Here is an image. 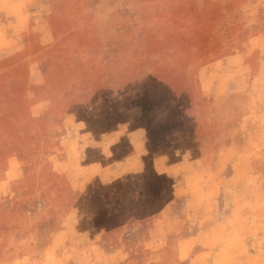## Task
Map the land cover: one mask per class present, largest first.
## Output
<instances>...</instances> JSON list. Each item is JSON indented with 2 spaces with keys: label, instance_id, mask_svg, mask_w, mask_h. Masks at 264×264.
<instances>
[{
  "label": "rangeland",
  "instance_id": "1",
  "mask_svg": "<svg viewBox=\"0 0 264 264\" xmlns=\"http://www.w3.org/2000/svg\"><path fill=\"white\" fill-rule=\"evenodd\" d=\"M5 1L0 264H264V0ZM78 123L142 129L143 169L116 175L124 137L72 156ZM233 221H251L245 242Z\"/></svg>",
  "mask_w": 264,
  "mask_h": 264
},
{
  "label": "crops",
  "instance_id": "2",
  "mask_svg": "<svg viewBox=\"0 0 264 264\" xmlns=\"http://www.w3.org/2000/svg\"><path fill=\"white\" fill-rule=\"evenodd\" d=\"M7 1H5L7 3L6 4L7 8H11V9L15 5L20 6V4H17V3H21V0H10L11 1L10 4ZM3 11H0V12L3 13ZM9 12H13V11L9 10ZM2 16H4V15H2ZM11 19H13V20H11ZM17 19L18 18H15L13 16H12V18H4L3 23L8 24V21H9V23L10 22H12V23L17 22V25H19V23H21V22H18L19 19L18 20ZM11 32L15 33L13 31H11ZM44 33L46 35L49 34L47 32V30L44 31ZM0 34H1V32H0ZM17 52L18 51H15V53H13V54H16ZM2 59H4V56L2 53H0V62ZM43 82H44L43 77H40V78L38 77L37 81H35V84H43ZM32 97H36V91L33 92ZM49 102H50V100H49L48 95L44 94L43 96H41L38 94V98L36 99L34 104L30 106L32 108V111H34V115L36 114V112H37V114H40V113L44 112L46 109H49V105H50ZM81 126L82 125H79V123H78L77 128H81ZM71 128L73 129L76 127H71ZM82 128H83V126H82ZM83 129L80 132V137H77V138L73 136V135H75V133H73V132H69L67 134L66 143L68 145L71 144L68 147L71 148V146H72V148H73L72 149L73 153H71L72 156H74L75 153H77L76 154L77 156L78 155L81 156V154H82L83 157H81L79 160L80 161H87L86 159L88 157H91L92 149L95 150L96 148H98L97 150L99 151L100 156L102 153L106 156V158L109 159V158L115 156L116 154H119L114 149H112V147L116 146L117 144H121L120 141L124 137V138L129 140L131 149H130L129 153L124 154V155H122L116 159L115 158L112 159L117 164L116 169L120 168V170L118 169L116 171V175H120V174L123 175L125 173H131V172H139L140 170L143 169L142 153H143V149H144L145 144H146V137H145L146 135L142 129H134L132 131L125 132V131L121 130L122 127H119L115 130V132L108 134V135H101V136H99V138L94 137L93 134L87 130V128L86 129L83 128ZM69 135L72 136V139ZM7 136L10 137V134H8ZM126 136H128V138ZM97 146H100V147H97ZM108 146H109V148L107 149ZM92 155H94V154H92ZM102 159L103 158H100V160L99 159H94L93 161L90 160L88 162V164L84 163L83 167H85V168L83 170V172H84L83 176H89V177L101 176L102 177L103 176L102 173L99 171V169H96V168H99L101 166L100 161H102ZM8 162H9V167L7 169V173L10 174L12 172V169H14L15 171L17 170V168H14V167L17 166L18 160L15 159L13 156H11L8 158ZM127 164H129V166H127ZM85 165H87V166H85ZM91 172H93V173H91ZM106 173L107 172H105L104 174H106ZM109 174H112V172ZM5 181H3V183H0V187H2L3 184L7 183V181H6V183H5ZM4 190L2 189V190H0V192H4ZM261 196L262 195H260V197ZM259 200H260L259 198H255L254 201L259 202ZM161 222L164 223L165 219H160L159 221H154L153 223L157 225V224H160ZM253 224H254V221H253ZM260 224L264 225V222L260 221ZM233 225H235L236 230L240 229V231L242 233L233 234V236L228 237L227 240L233 239L235 242H245V240L247 239V236H248V235H245V230H246V228L251 227V225H252L251 221H233ZM232 231H235V230L232 229ZM144 240L149 242V243L150 242L152 243V242L158 241V238L154 235L149 234V236L145 237ZM188 240H191V238L190 237L183 238L180 241H183L185 243ZM145 248H147V247H145ZM118 250L119 249H117V251ZM148 250H150V254L152 255L148 262H151L154 260V257L156 256L158 250L157 251H153L152 249H148ZM181 250L182 249L180 248V250L177 253V256L183 260L187 255L184 254ZM112 253H114V252H112ZM115 254H117V253H114L112 255H115ZM157 255H160V254H157ZM198 257H199V255L195 254L192 261L195 262V260L198 259ZM90 264H105V262L96 261V262H92Z\"/></svg>",
  "mask_w": 264,
  "mask_h": 264
}]
</instances>
